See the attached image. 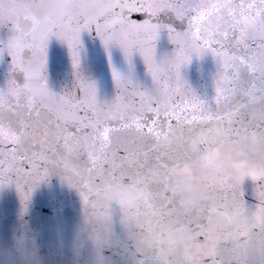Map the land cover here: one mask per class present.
<instances>
[{
	"label": "snow or ice",
	"instance_id": "6c2138e0",
	"mask_svg": "<svg viewBox=\"0 0 264 264\" xmlns=\"http://www.w3.org/2000/svg\"><path fill=\"white\" fill-rule=\"evenodd\" d=\"M194 12L202 24L190 19ZM132 13L144 18L132 19ZM173 20H187L186 30L177 31ZM0 26L11 33L0 53L7 52L11 71L22 78H10L0 90V185L15 183L26 199L25 190L55 170L81 188L97 216L115 201L133 233L139 264H184V247L197 250V264H264V224L259 255L251 241L231 231L245 193L227 169L221 170L218 194L203 198L210 203L198 208L196 220L178 197L186 189L170 176L182 161L218 143L233 156L264 157V0H0ZM82 28H94L106 46L118 44L126 57L138 51L153 90L114 72L120 94L106 105L97 102L91 84L79 83V95L49 91L42 77L46 42L54 35L75 50ZM161 28L177 49L157 62L153 42ZM205 50L218 61L214 93L201 100L191 92L189 112L181 109L188 101L172 82L179 85L181 66ZM73 62L75 67L74 51ZM113 122L119 127L107 126ZM185 123L193 125L188 135ZM125 131L145 150L137 154L123 146ZM254 190L264 196V184Z\"/></svg>",
	"mask_w": 264,
	"mask_h": 264
},
{
	"label": "water",
	"instance_id": "95a60500",
	"mask_svg": "<svg viewBox=\"0 0 264 264\" xmlns=\"http://www.w3.org/2000/svg\"><path fill=\"white\" fill-rule=\"evenodd\" d=\"M137 17H140V14H131L132 19ZM168 19L161 17L164 23H168ZM190 19H193L196 25L203 23L199 20L197 12H194ZM172 23L177 31H182L186 30L188 21L185 20L181 24L178 20H173ZM256 27L259 30L260 25L257 24ZM195 32L194 27L193 34ZM10 35L7 27L0 26V49L5 48ZM215 47L219 49V45ZM153 49L154 59L159 62L171 59L177 45L169 39L166 29L161 28L153 42ZM73 51L76 58L75 67ZM44 61L43 81L49 91L58 96L72 93L79 95V83H86L94 87L99 104H109L120 94L114 80V72L141 90L151 91L154 88L153 80L140 53L133 50L131 55L126 57L118 44L110 43L106 46L94 28L80 30L79 44L75 50L70 49L62 39L50 36L45 45ZM218 68L217 59L207 50L199 56L193 54L189 62L181 66L180 84L177 85L174 80L172 82V87H180L185 101H188L186 105H180L181 109L186 106L191 112V92L201 100L211 99ZM10 78H15L18 82L22 79L19 74L11 71V58L4 51L0 53V90L5 88ZM177 103L180 101L177 100ZM160 119L163 120V116ZM171 123L175 125L176 120L173 118ZM150 124L149 119L147 125ZM107 126L119 127V124L113 122ZM191 127L193 125L187 123L183 125L185 135H188V129ZM143 130L147 132V126ZM251 130L250 128L249 131ZM196 132H199V128H196ZM121 140L122 145L130 148L133 153L138 154L145 150L143 143L128 131L121 133ZM214 153H223L227 160H256L233 156L227 145L218 143L210 151L194 153L192 159L180 163L193 166L194 180L191 185L175 180L171 175L172 168L171 178L186 189L182 194L178 193V197L182 196L192 220H196L199 207L210 203L205 202L203 198L210 194H218L216 189L221 171L201 174L195 163L198 157ZM132 158L136 159V156ZM7 166L5 163V167ZM37 167L40 168L39 161ZM40 171L43 172L44 169L40 168ZM227 171L230 173L228 169ZM239 184L244 190L245 201L234 208L235 218L231 224V231L242 241H251L256 254L259 255L262 246L260 226L264 224V196L255 192V185L241 182ZM25 191L26 199L21 197L15 183L0 185V264H139L140 258L135 250L133 233L115 201L108 204L103 216H97L90 205L85 203L81 188L69 184L62 174L55 170L49 171ZM168 194L171 195V192ZM186 244L190 245L191 241H186ZM224 246L225 240L221 237V247ZM184 248L180 253L182 258ZM227 248L231 249L232 244L228 243ZM183 260L184 264H187L184 258ZM197 260L194 264H197ZM233 264L240 262L234 260Z\"/></svg>",
	"mask_w": 264,
	"mask_h": 264
},
{
	"label": "clouds",
	"instance_id": "9594fccd",
	"mask_svg": "<svg viewBox=\"0 0 264 264\" xmlns=\"http://www.w3.org/2000/svg\"><path fill=\"white\" fill-rule=\"evenodd\" d=\"M195 163L201 174L208 172L219 173L226 167L231 175L241 183H250L251 185L264 184V157L256 160H227L223 153H214L198 157ZM171 175L182 184L191 185L194 180V169L192 165L182 163L172 169ZM182 255L187 264H194L198 259L197 250L191 247H185Z\"/></svg>",
	"mask_w": 264,
	"mask_h": 264
}]
</instances>
